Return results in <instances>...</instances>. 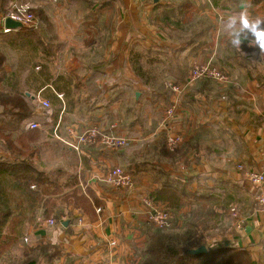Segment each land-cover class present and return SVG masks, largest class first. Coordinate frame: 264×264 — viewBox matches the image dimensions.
<instances>
[{
	"label": "crops",
	"instance_id": "1",
	"mask_svg": "<svg viewBox=\"0 0 264 264\" xmlns=\"http://www.w3.org/2000/svg\"><path fill=\"white\" fill-rule=\"evenodd\" d=\"M192 1L197 7L195 23L201 17L211 26L203 31L201 45L189 47L167 40L150 22L157 16V7L168 6L172 0L15 2V6L36 11L32 43L27 40L30 34L20 28L4 31L0 19L4 53L0 88L5 94H23L33 105V117L42 121H33L42 128L35 129L40 141L29 158L12 154L0 139V164L16 174L32 168L53 181L60 178L63 182L68 176L99 203L95 219L68 206L62 223L50 228L38 223L40 209L35 218L28 217L27 203L21 202L15 183L5 177L0 195H6L12 214L3 220L0 217V231L10 226L17 235L0 256V264H19L25 259L24 247L43 242L56 245L62 253L54 264H131L134 249L144 244L151 229L146 201L153 204L150 199L155 195H169L166 187L192 202L177 210L176 216L198 209L201 215L214 212L223 217L227 208L235 207L243 230L230 234L218 230L216 236L211 233L206 237L207 242L217 237L221 243L247 249L252 260H259L264 214L255 211L257 189L244 174H264V79L256 80L257 75L264 77V55L260 63L246 52L231 61L225 69L227 84H188L189 67L214 63L215 52L225 40L217 29L220 22L210 1ZM244 11L250 18H264V2ZM32 48L36 51L33 56ZM131 54L142 59L150 56L157 79L153 57L164 59L162 84L170 89L150 90L148 87L160 85L159 79L149 81L152 86L142 82L133 71ZM143 68L150 70L151 66L143 64ZM37 97L50 103L51 124L44 123ZM172 106L173 116L164 122L165 112ZM13 118L0 107V133L12 135L13 146L20 148L16 141L20 129L31 130L26 129V123L13 133L9 131ZM57 123L61 136H66L67 127L80 133L95 126L106 134L125 137L131 147L116 150L95 143L76 152L50 136ZM168 134L182 140L173 150L165 144ZM115 167L128 169V187L107 182V174ZM58 172L63 173L62 178ZM261 190L264 192V183ZM155 204L167 208L166 201ZM14 214L23 216L14 217L18 222L13 228L9 222ZM226 217L224 227L229 224ZM180 223L175 225L181 227Z\"/></svg>",
	"mask_w": 264,
	"mask_h": 264
},
{
	"label": "trees",
	"instance_id": "2",
	"mask_svg": "<svg viewBox=\"0 0 264 264\" xmlns=\"http://www.w3.org/2000/svg\"><path fill=\"white\" fill-rule=\"evenodd\" d=\"M213 9H215V15L218 18V22L221 23V17L228 14H239L243 12L245 8L255 9L259 7L264 0H209ZM167 3V2H166ZM169 5L165 4V7H157V16L151 18L150 22L152 26L163 33L167 40L172 42H179L187 47L192 45H201L203 43L204 30L208 29V21L203 18L195 23L193 17L197 14V7L192 0H172L168 2ZM0 7V11H1ZM27 12L32 14L33 19L27 25H23L19 31L30 34H34V14L35 10L27 9ZM29 27V28H28ZM264 27V25H262ZM200 28V30H199ZM171 33V35H166ZM174 33V38L172 34ZM221 34V33H220ZM168 36V37H167ZM225 36V40L222 46H219L214 56V65L218 66L219 69L226 75V66L230 65L231 61L238 60L241 58L242 53L246 52L249 57L255 55L262 56L258 48L249 46L247 42H244L241 46V50L233 48L228 42V36ZM177 37V38H176ZM176 38V39H175ZM15 39L9 40L12 43ZM36 52L35 48H32L30 54ZM160 53H165L160 52ZM4 53L0 48V77H2V63L1 60L4 58ZM35 55V53H34ZM149 55V54H146ZM157 66L156 72L158 74L159 86L154 85L148 87L150 90H169L163 83V72L160 67H165V61L162 58L153 57ZM153 60V59H152ZM152 60L150 56H144L141 58L139 54H131V65L136 76H138L142 82L146 84L152 83L149 81H157L152 66ZM258 61V59H257ZM260 62V60L258 61ZM143 64L146 67H150V70L143 68ZM141 65V66H140ZM167 70V68H164ZM192 69V65L187 70V76ZM186 76V77H187ZM264 79L261 74L257 75V82ZM198 81H202L203 84L214 82L207 78H202ZM1 85V84H0ZM166 92V91H165ZM6 93V92H5ZM3 89L0 88V107L3 111L13 114V123L8 126L9 131L19 130L20 124H26L29 122H40L33 117L34 108L30 100L21 93L5 94ZM10 134V133H9ZM0 139L4 143L8 144L9 152L15 154L17 157L25 156L26 158L31 157L37 150V143L40 141V135L37 130L24 131L20 129V134L16 138L20 148L14 147L12 142V135L6 133H0ZM26 143L33 144L27 145ZM26 151V154L22 150ZM129 173L128 169L126 170ZM58 177H63L62 172L57 173ZM8 177L10 181L15 183L13 187L18 190L19 198L21 202L24 201L27 204L30 214L29 218H35V215L39 209L41 210L40 217L42 220L52 218L54 226L62 223L65 214H68V206L72 209L77 210L83 215H86L90 220L96 218L95 208L99 207L98 201L92 193L85 191L84 193L77 188V184L68 179V176L62 178L65 179L63 182H59L60 178H56L55 181L51 180L49 176L42 172H37L32 168L27 169L21 174L13 173L5 168V165L0 164V186L4 187V178ZM0 187L3 191L4 188ZM165 193L169 195H155L150 201L153 205H156V201H166L167 208L166 212L171 215L168 220V225L164 228L155 227L150 221V231L147 233L146 241L138 249H134V259L131 264H264V246L261 249V258L254 261L250 256V252L241 247H233L225 243L217 241V237H214V241L210 244L207 242L209 235L213 236V233L217 230L222 231L224 234V225L222 224L223 218L227 215V208L223 217L217 213L211 212L206 214H199L197 210H191L187 215L176 216L179 209L183 206L192 205L191 200H187L185 195H176L175 190H170L166 187ZM5 198V199H4ZM6 195H0V217L2 220L11 215V210L6 204ZM25 215V214H24ZM23 215H13V218L9 222L13 228L17 225L18 220L14 217L20 218ZM177 217H181L180 219ZM227 218V217H226ZM177 220V221H176ZM224 221V220H223ZM228 221V220H227ZM177 222L180 226H177ZM53 226V227H54ZM224 227V228H223ZM17 232L9 226L5 232L0 231V256L11 246L16 240ZM200 247H204L205 251L202 253L195 252ZM25 259L19 264H54L62 254L59 248L51 243L43 242L36 247H24Z\"/></svg>",
	"mask_w": 264,
	"mask_h": 264
},
{
	"label": "built area",
	"instance_id": "3",
	"mask_svg": "<svg viewBox=\"0 0 264 264\" xmlns=\"http://www.w3.org/2000/svg\"><path fill=\"white\" fill-rule=\"evenodd\" d=\"M9 18L13 21L20 22L23 25H27L33 19L32 14L27 12L26 7H19L15 10H12V13L2 18V22ZM7 31V30H4ZM202 78H207L212 81H215L220 84L229 83V79L226 75L219 69L218 66L214 65L211 61H207L204 64H194L192 69L187 76V83H194ZM176 90V89H175ZM38 103V107L43 114V121L45 124H51V105L50 103L40 97L36 99ZM174 106L168 108L165 112L166 118L164 122L170 119L173 116ZM264 123V117H263ZM42 128L41 124L36 122H30L26 125V129L35 130ZM60 128V124L57 123L50 134V136L72 148L74 151L79 152L81 147L85 145H93L95 143H100L105 147L111 149H123L125 148L129 142L123 136L106 134L100 131L97 127L92 126L85 128L82 132H77L74 128L67 127L65 129L66 136H61L58 134V130ZM182 140L179 136L168 134L165 138V144L168 149L173 150L179 144H181ZM246 179L257 189V192L254 195V209L259 213L264 214V192L261 190L262 185L264 183V174L261 172H245ZM107 182L116 187H128L131 184V177L128 173L123 171V169L119 167H115L109 171L107 174ZM146 204L150 207L147 213V219L157 228H164L168 225V220L171 218V215L166 212L165 208L162 205H153L150 202L146 201ZM227 220L229 222L230 231L240 232L243 230V220L239 213V211L235 207H230L227 211ZM38 223L45 225L47 227H53L54 221L52 218L41 220L38 218Z\"/></svg>",
	"mask_w": 264,
	"mask_h": 264
},
{
	"label": "clouds",
	"instance_id": "4",
	"mask_svg": "<svg viewBox=\"0 0 264 264\" xmlns=\"http://www.w3.org/2000/svg\"><path fill=\"white\" fill-rule=\"evenodd\" d=\"M221 23L233 48L241 50L242 44L247 42L264 54V18H250L247 11H243L221 17Z\"/></svg>",
	"mask_w": 264,
	"mask_h": 264
},
{
	"label": "rangeland",
	"instance_id": "5",
	"mask_svg": "<svg viewBox=\"0 0 264 264\" xmlns=\"http://www.w3.org/2000/svg\"><path fill=\"white\" fill-rule=\"evenodd\" d=\"M15 2H30V3H33V4H36L37 0H0V7L2 8L1 11H0V19L4 18L6 15L8 16L9 13H12V10H15L16 8H19V7H25L23 5H18V6H15ZM15 6V7H14ZM14 7V8H13ZM27 8V7H26ZM35 19V17H34ZM217 29L219 30V32L221 33V35H227V33L224 31L223 29V25L222 23H218L217 24ZM166 35H171V33L169 34H166ZM173 38H174V35L172 34ZM168 37V36H167ZM253 59L254 61L258 62L260 60V62L262 61V58L261 56H253ZM258 59V61H257ZM258 62V63H260ZM195 64V63H194ZM192 64V66L194 65ZM197 64V63H196ZM224 85V84H223ZM146 130H149V128H147ZM131 146H126L125 148L129 149ZM123 148V149H125ZM126 171V170H125ZM229 223V222H227ZM229 228V224L225 227L224 231L227 233V234H230L231 231L228 230ZM217 235V230L213 233V236H216ZM61 256V255H60ZM59 256V257H60ZM250 256H251V253H250ZM259 258H261V255L258 256Z\"/></svg>",
	"mask_w": 264,
	"mask_h": 264
},
{
	"label": "water",
	"instance_id": "6",
	"mask_svg": "<svg viewBox=\"0 0 264 264\" xmlns=\"http://www.w3.org/2000/svg\"><path fill=\"white\" fill-rule=\"evenodd\" d=\"M142 2H144L145 0H141ZM23 27V24L20 23V22H16V21H13L9 18H6L4 21H3V28L7 31L9 30H15V29H19V28H22ZM205 249L204 247H200L199 249H197L195 252L197 253H202L204 252Z\"/></svg>",
	"mask_w": 264,
	"mask_h": 264
}]
</instances>
